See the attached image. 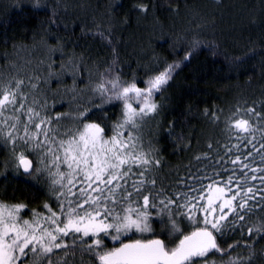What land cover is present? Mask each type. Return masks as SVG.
Masks as SVG:
<instances>
[{"label":"trees","instance_id":"trees-1","mask_svg":"<svg viewBox=\"0 0 264 264\" xmlns=\"http://www.w3.org/2000/svg\"><path fill=\"white\" fill-rule=\"evenodd\" d=\"M143 6L147 11H141ZM174 63L179 67L153 95L157 109L139 121L137 135L143 150L161 162L154 172L158 183L169 191H186L176 181L189 170L214 175V161L229 143L226 122L235 119L233 112L264 108V0H0V76L31 77L47 101V114L60 115L64 127L97 123L111 136L122 119L123 101L98 106L101 98L93 88L100 74L108 70L144 88ZM231 143H237L234 136ZM204 153L209 159H195ZM0 201L27 205L20 213L24 219H31L33 210L46 212V203L58 211L49 178L23 174L3 142ZM152 212V232H130L120 240L101 234L104 250L136 239L161 238L170 247L178 242L179 233L162 231ZM260 215L251 216L248 226ZM177 219L182 231L192 230L187 220ZM242 230L218 236V242L226 247L254 239L255 264H264V237L242 236ZM235 252L247 255L249 249L241 245ZM75 260L99 264L88 254Z\"/></svg>","mask_w":264,"mask_h":264},{"label":"snow or ice","instance_id":"snow-or-ice-1","mask_svg":"<svg viewBox=\"0 0 264 264\" xmlns=\"http://www.w3.org/2000/svg\"><path fill=\"white\" fill-rule=\"evenodd\" d=\"M177 67L166 65L144 88L108 70L100 74L93 88L101 98L98 106L123 101L111 136L97 123L64 127L60 115L47 114V101L31 77L0 76V142L10 147L17 169L49 178L58 209L46 203V212L33 210L31 219H24L20 213L27 205L0 201V264H77L78 254L99 264H255L254 239L224 247L218 236L242 228V236L264 237V108H237L235 119L226 122L229 143L214 161V175L189 170L176 181L186 191H169L154 174L160 160L143 150L137 131L139 121L156 111L152 97ZM195 159L207 160L208 153ZM152 210L162 231L179 233L178 242L170 247L161 238L136 239L104 250L101 234L120 240L130 232H152ZM258 211V221L248 226ZM177 217L192 230L182 231ZM241 245L247 255L235 252Z\"/></svg>","mask_w":264,"mask_h":264},{"label":"water","instance_id":"water-1","mask_svg":"<svg viewBox=\"0 0 264 264\" xmlns=\"http://www.w3.org/2000/svg\"><path fill=\"white\" fill-rule=\"evenodd\" d=\"M20 170H21V172H22L23 174L27 175L26 173H24V172H23V170H22V169H20Z\"/></svg>","mask_w":264,"mask_h":264}]
</instances>
